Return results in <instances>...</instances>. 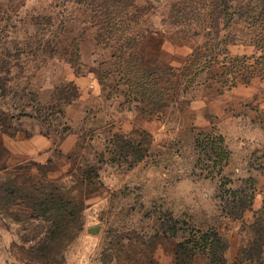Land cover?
<instances>
[{
  "label": "rangeland",
  "instance_id": "rangeland-1",
  "mask_svg": "<svg viewBox=\"0 0 264 264\" xmlns=\"http://www.w3.org/2000/svg\"><path fill=\"white\" fill-rule=\"evenodd\" d=\"M75 1L0 0V264H250L264 0Z\"/></svg>",
  "mask_w": 264,
  "mask_h": 264
},
{
  "label": "trees",
  "instance_id": "trees-1",
  "mask_svg": "<svg viewBox=\"0 0 264 264\" xmlns=\"http://www.w3.org/2000/svg\"><path fill=\"white\" fill-rule=\"evenodd\" d=\"M101 1H103V0H101ZM114 1H116V0H114ZM75 2L77 4H81V2L78 1V0H76ZM106 11H107L108 14L110 13L109 9L106 10ZM54 14L55 13H53L52 15H54ZM59 14L62 15L61 12L58 13V15ZM102 14H104V12ZM36 15H45V14L43 12L42 13L38 12V13H36ZM126 16H128V15H100V16H98L97 22H98L99 25L104 26V27L101 28V30H105L103 33L99 34V36H98L99 38H100V36L103 38L104 41H101V42H105L106 45H109V44H111V42H113V38H111V36L113 35L112 32H113L114 28L125 24L126 21L132 20V18H133V17L126 18ZM51 20H53L54 23H55L56 22V17H52ZM58 20L60 21V27L63 28L62 19H60L58 17ZM37 21H39V18L37 19ZM132 21L134 22V20H132ZM99 40L100 39H98V41ZM130 40H131L130 38H127L121 44V47L124 46L127 42L129 43ZM19 53L22 54V53H24V51L23 50H19ZM36 53H37V51H36ZM20 54H19V56H20ZM125 63H127L126 60H125ZM1 66H2V64L0 62V71L4 70V67H1ZM147 74H145V73L141 74V78L147 80V77H146ZM139 75L140 74H135L134 76H138V78H139ZM136 85H137V90H138L139 89V85L138 84H136ZM140 88H142V87H140ZM138 92H139V90H138ZM35 199L39 201L38 198H35ZM252 245H253V248L248 250V253H246V255L248 254V258H246V260L248 262H250V264H264V259L262 258V255L264 253V240H256V242H254ZM212 261L215 264H228L226 262V260H224V258L223 259L222 258L221 259H212ZM242 261H243V259L242 260L239 259L236 262H234L233 264H242ZM177 264H182V262L179 261Z\"/></svg>",
  "mask_w": 264,
  "mask_h": 264
},
{
  "label": "crops",
  "instance_id": "crops-1",
  "mask_svg": "<svg viewBox=\"0 0 264 264\" xmlns=\"http://www.w3.org/2000/svg\"><path fill=\"white\" fill-rule=\"evenodd\" d=\"M33 138H34V137H33ZM33 138H32L30 141H29V140H27V141L25 140V141H26L27 143H30V142H32V140H36V141H37V143H38V142H41V139H40V137H37V139H33ZM22 142H23V141H22Z\"/></svg>",
  "mask_w": 264,
  "mask_h": 264
}]
</instances>
